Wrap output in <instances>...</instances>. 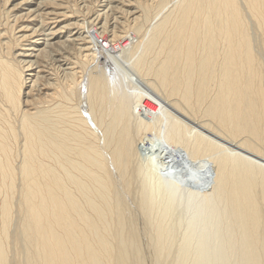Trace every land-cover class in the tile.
I'll return each instance as SVG.
<instances>
[{"label": "bare ground", "instance_id": "obj_1", "mask_svg": "<svg viewBox=\"0 0 264 264\" xmlns=\"http://www.w3.org/2000/svg\"><path fill=\"white\" fill-rule=\"evenodd\" d=\"M9 1L0 0V195L3 196L0 201V264L11 262L10 260L9 263L7 262L6 257L9 254L6 255L8 246L5 247L7 243L5 241L9 240L8 230L13 220H11L13 216L11 214L14 207L12 197L15 193L19 196H16L19 200L16 198L15 202L18 203L21 217L18 221L19 228L17 227L22 238L19 243L23 241L24 245L20 243L23 245H21L22 248L26 245L25 251H27L24 254L27 253V258H24L28 264H140L138 256L141 250L136 249L138 251L136 254L137 245L134 247V241H138V238L134 228L125 229L129 226L124 224L125 215L129 212L123 203L119 205L122 199H119L117 207L115 206L118 208L117 212L114 211L117 213L116 231L114 230L117 246L114 249L110 246L111 244L109 245L107 237L102 234L107 225L106 221H104V227L101 226L104 228L103 231L98 227L103 222L102 218L106 217L103 216L104 214L101 215V212L108 202L105 207L102 202L103 209H101L99 204L97 206L94 203L97 198L93 199L95 200L93 202L90 197L95 194L99 196L100 202L103 200L105 202L107 200L104 196H108L105 194L116 190L112 185L114 178H110L112 173L109 174L113 167L109 171L106 162L108 159L104 158L105 153L104 156L102 155L107 147L111 148L112 164L118 171L115 172L124 176L128 172L126 170L131 169L128 168L133 156L135 157L138 153L139 147L136 144L144 147L153 142L157 145L154 151L163 149L161 153H168L169 160L158 164V168L152 166L156 172H162V174L157 172L158 177L168 186L174 185L178 188L177 186H180L178 182L185 176L183 168H180L178 151L184 152L185 160L193 168L204 165L207 159L214 163L215 186L209 198L219 200V206L222 204L220 214H228L229 220L234 221H232L233 225L239 227L240 230L234 228L233 231L241 232L239 235L242 236L243 247L247 251L241 250L247 253L246 260L243 259L245 263H242L264 264V164L261 163L262 166H260L257 159H264V59L263 61L261 59L264 55V0H173L175 2L172 7L161 17L155 14L160 18L153 16L159 20L149 32L147 31V35L145 33L147 37L142 35L143 21H147L154 10L160 13L158 8H162L166 0H99L101 9L97 10L94 16L89 17L90 29L83 28L82 22L73 17V7L70 9L64 0H23L8 9L6 5ZM77 1L81 4L85 2V0ZM129 32L132 38H129L130 34L127 36ZM253 34L257 36L256 41ZM255 46L259 47V52L263 51L262 55L258 52L256 54ZM148 54H152L149 60L146 58ZM258 55H261L259 58L262 62ZM123 60L130 61L134 68L132 70L137 71V75L149 78L146 79V86L152 93L153 91L156 94L160 93L168 101L178 97V102L188 107L192 113H196L197 109L202 107L204 111H201L204 114L200 115L215 122L214 128L217 126L224 132L229 141L232 139L236 140L234 143H237L238 140L239 146L236 144L235 146L247 152L242 155L251 154L257 157L258 163L252 162L250 155L251 159L249 157L248 160L238 155L240 152L236 154V149L234 153L228 152L224 144L222 148L213 142L215 140H207L203 137L206 133L203 131L204 127L199 129L204 132H202L203 136L195 133L196 131H190L192 126L188 128L186 124L168 114L164 105L162 106L158 100V103L154 102L153 98H150L152 96L149 97V93L146 94L148 91L146 87L143 88L144 90H136V87H129L130 84L126 83L124 88L120 77L118 80L115 77L117 74L114 73L115 75L111 78L105 67L104 70L101 68L97 71L99 67L94 65L87 72L90 64L99 62L108 68L111 64H117L120 61L124 64ZM47 61L56 64L57 70L62 73L61 76L59 75L62 83L51 81L56 78L50 79L46 76ZM87 66L89 67L86 69ZM85 69L88 74L83 79L84 111L81 112L79 105H76L77 103L74 105L72 102L73 97L81 92L82 84L79 85V83L82 80L79 81V78L84 77ZM116 86L120 88L117 89ZM118 94L120 97L116 99L115 95L118 96ZM58 99L66 104L63 105L61 102L57 104L55 101ZM176 102L171 104L174 108L178 107ZM203 104H206L205 108ZM180 108L176 111L184 110ZM189 110H187L188 113ZM199 112L200 110L197 113ZM106 115H109L108 123L103 122ZM185 115L189 117L187 113ZM88 119H93L98 131L102 128L101 135L89 127ZM99 135L103 137L101 142L107 146L105 149L101 147L104 149L103 152L97 144ZM147 135L153 136L155 141ZM221 135L224 136V134ZM219 139L222 141L221 137ZM136 141L138 142L135 143ZM101 146L104 145L101 144ZM105 157L108 158V156ZM137 162L136 167L141 165L140 160ZM143 166L145 167V164ZM133 170V173L130 172L134 175L136 171ZM139 170L141 169L137 170L138 173ZM143 173H141L142 176L145 175ZM135 174L137 179L138 174ZM139 178L143 180L141 176ZM145 180L142 181L143 184L146 183ZM152 180H149L150 183L147 182V186L142 184L141 187L144 188L139 187L141 191L143 189L141 205L145 209H149L151 201L149 194L153 195L151 191L156 193L161 190L159 179L155 180L156 184ZM148 183L149 185L153 183L152 186L155 184L156 188L153 187L157 191L150 185L152 189L148 194ZM171 187H169L170 193L173 190ZM176 192L179 194V191H174V194ZM181 193L179 197L184 200V197L180 196L183 194ZM158 194L156 193L155 196ZM172 195L171 198L168 195L167 199L170 198L171 201L174 198ZM189 195L196 197L194 191H191ZM165 197L161 199H166ZM203 197L207 195L204 194ZM205 200L207 201V198ZM167 202L168 200L166 205ZM163 203L160 204L159 201V204L164 206L165 202ZM172 203L169 202L174 206L173 208L179 209L177 208L179 206L176 207ZM190 204L188 203L189 206L193 205ZM207 205L204 201L200 207L204 206L207 209ZM196 206L193 205V208ZM158 207L156 209H159ZM185 208L188 209V207ZM87 209L92 211L98 223L100 219L102 222L97 224L92 219L94 216L88 215ZM156 209L153 212H156ZM171 210L170 208V213L173 211ZM180 210L183 209L180 208ZM192 210L188 211L196 215L198 211ZM161 211L164 210L161 209ZM214 211L217 212V210ZM106 212L108 214V211ZM207 212L211 214V211ZM202 215L199 216L203 218ZM193 216L188 217L193 219ZM199 216L195 217L199 219ZM126 217L129 219V214ZM214 217L213 219L216 220V215ZM201 218L198 221L204 219ZM161 219L165 218L161 217ZM213 219L210 220L213 222ZM223 219L225 220V217ZM219 220L216 222L222 224L228 221L223 223V220ZM192 223L195 224L191 220ZM149 224L151 226V223ZM130 225L133 226L131 223ZM230 225L231 223L229 224L231 228ZM209 227L213 225L210 224ZM213 228L216 229L215 226ZM186 229L185 231H188L189 227ZM191 229H189L190 233ZM106 231L108 232L109 229ZM225 231L228 237L226 239L233 238L236 234V232L231 233L232 236H230L229 228ZM15 232L17 234V231ZM106 234L109 235V233ZM217 236L220 237L219 234ZM235 236L237 238L238 235ZM9 237L12 239V236L9 235ZM109 237L108 240L112 239ZM123 238L124 241H122ZM10 241L8 244L11 243ZM180 242L183 245L184 242ZM155 246L157 245H154V248H157ZM199 248L197 250L201 249ZM158 249L161 248L158 247ZM128 250L131 251V256L129 252L127 253ZM141 256L144 258L143 254ZM144 256L146 258V255ZM197 257L194 262L200 260V255L198 259ZM16 261L13 262L16 263ZM230 261L232 263V260Z\"/></svg>", "mask_w": 264, "mask_h": 264}, {"label": "rangeland", "instance_id": "obj_2", "mask_svg": "<svg viewBox=\"0 0 264 264\" xmlns=\"http://www.w3.org/2000/svg\"><path fill=\"white\" fill-rule=\"evenodd\" d=\"M23 0H10L9 1V3L6 5V8H8V9H10L11 7H12V5H14V4H16V5H18V3H20V2H22ZM33 1V0H32ZM35 1V0H34ZM65 2H66V4L70 7V9H72V7H73V10H74V18L75 19H77V20H79L80 22H82V24H83V28H85V29H87L89 26H88V24L90 23V18L89 17H91V16H94V13H96V11L97 10H100L101 8L99 7V5H100V3H99V0H85V2L84 3H78V1L77 0H64ZM171 1H172V4H171ZM92 2V3H91ZM174 2L175 1H173V0H166V2L163 4V6L166 8H164L163 6H162V8L161 7H159L158 9L160 10V13H159V11L158 10H154V11H152L151 13H150V15L148 16V18H147V21L145 20V22L143 21V24H142V31H143V33H142V35H145V33H146V35L148 34V32L151 30V27L159 20V18L161 17V15H163L164 13H166L167 11H168V9H170L171 7H172V5L174 4ZM33 3V2H32ZM77 3V4H76ZM86 3H87V5H86ZM70 4H72V5H70ZM90 4V5H89ZM11 5V6H10ZM84 5V6H83ZM89 5V6H88ZM84 10H83V9ZM92 8V9H91ZM161 8V9H160ZM86 9V10H85ZM73 10H71V11H73ZM163 10V11H162ZM155 11H158V12H155ZM165 11V12H164ZM154 12V13H153ZM85 13V14H84ZM158 14V15H155V14ZM90 14V15H89ZM155 15V17L156 16H158L159 18H154L153 16ZM87 16V17H86ZM154 18V19H153ZM86 20V21H85ZM152 20H154V21H152ZM90 25V24H89ZM87 27V28H86ZM91 27V26H90ZM90 27H89V29H90ZM148 28V29H147ZM92 30V29H91ZM145 31V32H144ZM148 31V32H147ZM129 34H130V37L129 38H132V36H131V33L129 32L128 34H127V36H129ZM145 35V36H146ZM256 34H253V38L255 39V41H256V39H257V36H255ZM147 37V36H146ZM134 41V40H133ZM255 48L257 49V50H255V52H256V54H257V52L259 53V54H261L262 55V53H263V51L261 52H259V47H256L255 46ZM139 51H141V50H139ZM139 53V52H138ZM138 55V54H137ZM150 55H152V54H148L147 56H146V58L148 59H151V57H149ZM261 55H258V58L261 56ZM264 55H262L261 56V59H262V61H263V59H264V57H263ZM263 57V58H262ZM148 59V60H149ZM260 59V58H259ZM261 59H260V61H261ZM74 60V59H73ZM72 60V61H73ZM124 61V64H123V62L122 61H120V62H117V64H111L110 66L111 67H109L108 66V68H107V66H105V64H100L99 62L97 63V64H88L89 66H87L86 67V69H87V72H89L90 70H91V67L93 66L94 67V65H97V67H99L98 68V70L97 71H99V69H103L104 70V67L106 68V71H107V73L110 75V77L112 78V76L113 75H115V74H117V76L115 75V77L116 78H118V80H119V77H120V80L122 81V83H123V86H124V88L126 87V85L129 83L130 85H128L129 87H136V90L138 89V90H144L145 89V87H146V94L147 93H149L148 94V96L150 97V96H152V97H150V98H153V101L154 102H156V103H158V101H159V103L163 106L164 105V108H166V111L168 112V114H170L171 116H173V117H175L176 119H178V120H180L183 124H186V126H188V128H190L191 126V128L189 129L190 131L192 130V132L193 131H196L195 133H198L199 135H204L203 133L206 131V133H205V136H203V137H205L207 140H210V141H213V140H215V141H213V142H215V143H217L218 145H219V147H222L223 148V144H224V147H225V149H226V151L228 150V152H233L235 149V153L236 154H238L239 152V154L238 155H240V156H243L244 155V153L246 154L247 152L245 151V150H243L241 147H237V146H239L238 144H239V142H238V140H237V143H234L235 141H233L232 139H230L231 141H232V143H230L229 144V142H231V141H229L228 139H227V137H226V134L224 133V132H222L220 129H218V127L216 126V128H214L215 127V125H216V123L215 122H213L212 120H209V118L208 119H206L205 118V116L204 115H200L201 113L202 114H204L202 111H204V109L202 108V107H200L201 109H197V111H196V113H192L190 110H189V108L188 107H186L185 105V107L183 106V104L181 105V102L179 101L178 102V97L176 98H172V100H165V98H164V96L163 95H161L160 93H157L156 94V92H154L153 91V93H155V94H153L152 93V91H150L147 87L148 86H146L147 85V80L149 79H147V78H144V77H142V76H140L139 74L137 75V71H134V70H132V64H130V61L128 60V62L127 61H125V60H123ZM261 61V62H262ZM121 63V64H120ZM127 63V64H126ZM264 64V63H263ZM112 65H113V67H112ZM102 66V67H101ZM45 69L47 70L46 71V76L48 77V78H50V79H55L56 78V80H51V81H62V78L60 77L61 76V74L62 73H60L58 70H57V66H56V64H54L53 62L51 63L50 61H47V63H46V65H45ZM56 67V68H55ZM120 68V69H119ZM54 69V70H53ZM86 69L84 70V73H83V75H84V77L82 76H80L81 78H79V81H81V83H79V85H81L80 86V93L79 94H76L74 97H73V102H72V104H76V105H79V109H80V111L82 112V111H84V108H83V106H84V103H83V101H84V86H83V83H84V81H83V79H85L86 78V75L88 74L87 72H86ZM134 69V68H133ZM49 70V71H48ZM115 70V71H114ZM54 71H57V72H54ZM78 71H80V69H78ZM77 71V72H78ZM113 72V73H112ZM50 73V74H49ZM51 73H52V75H51ZM59 73V74H58ZM115 73V74H114ZM120 74V75H119ZM122 74V75H121ZM54 75V76H53ZM57 75V76H56ZM60 75V76H59ZM123 76V77H122ZM141 77V78H140ZM115 78V79H116ZM122 78V79H121ZM143 78V79H142ZM81 79V80H80ZM142 79V80H141ZM147 79V80H146ZM117 80V79H116ZM134 80V81H133ZM146 80V81H145ZM136 82V83H135ZM62 83V82H61ZM117 83H118V81H117ZM127 83V84H126ZM133 84V85H132ZM136 84V85H135ZM141 84V85H140ZM145 85V86H144ZM141 87V88H139V87ZM116 88L117 89H119L120 87L118 86H116ZM144 88V89H143ZM150 91V92H149ZM81 94V95H80ZM151 94V95H150ZM120 94H118V96H116L115 95V98L116 99H118L120 96H119ZM160 95V96H159ZM161 96H163V97H161ZM157 97V98H156ZM159 97V98H158ZM81 98V99H80ZM155 99V100H154ZM164 101H163V100ZM151 100V99H150ZM158 100V101H157ZM175 100V101H174ZM59 101V102H58ZM147 101H148V99H147ZM166 101V102H165ZM168 101V102H167ZM177 101V102H176ZM57 104H60V102H61V104H63V105H65L66 103L62 100L61 101V99H58L57 101H55ZM81 102V103H80ZM172 102H176L177 103V106L178 107H175L174 108V106L173 105H171L172 104ZM82 103H83V105H82ZM166 104V105H165ZM168 104V105H167ZM170 104V105H169ZM205 105L206 104H203V107L205 108ZM82 106V107H81ZM170 106H173V107H170ZM180 107H182V108H180ZM167 108H168V110H167ZM177 108H180V109H184V110H179V111H176L177 110ZM189 110L190 112L188 113V111L186 110ZM172 109V110H171ZM165 110V109H164ZM200 110V112L199 113H197L198 111ZM202 110V111H201ZM185 111H186V113L188 114L187 116H189V117H186V113H185ZM171 112V113H170ZM109 114V113H108ZM175 116H174V115ZM179 114V115H178ZM110 115V114H109ZM109 115H106V117L104 118V123H108L109 122V120H108V116ZM184 115V116H183ZM195 116V117H194ZM198 118V119H197ZM106 119H107V121H106ZM191 120V121H190ZM203 121V122H200V121ZM205 120V121H204ZM212 121V122H211ZM88 122H89V127L91 128V129H93L94 130V132L95 133H97V134H99L100 132L102 133V128L100 129V131H98V127L96 126V124H95V122L93 121V119H88ZM195 122V123H194ZM194 123V124H193ZM201 123V124H200ZM212 123V124H211ZM214 123V124H213ZM188 124H191V125H188ZM204 124V125H203ZM196 126V127H195ZM202 127V128H200V127ZM212 126V127H211ZM97 127V128H96ZM194 127V128H193ZM203 127H204V129H203ZM196 128V129H195ZM214 128V129H213ZM199 129L201 130V129H203V131H199ZM209 130H210V134H209ZM218 131V133L216 132V131ZM200 132V133H199ZM203 132V133H202ZM220 132V133H219ZM101 133H100V135H101ZM212 134V135H211ZM218 134V135H217ZM221 134H224V136L223 135H221ZM99 135V136H100ZM215 135H217V136H219V138L221 137V139H222V141L224 140V138L226 137V142H225V140H224V142L222 143V141L218 138L217 139V136H215ZM148 136V138L149 137H151V138H153V140H154V137L153 136H149V135H147ZM208 136V137H207ZM212 136H214V137H212ZM223 136V137H222ZM102 138V139H101ZM208 138H212V139H208ZM101 140L103 141V137L102 136H100V139L98 140V147H100L99 149L103 152V150L107 147L106 145H105V143L104 142H101ZM219 140V141H218ZM155 141V140H154ZM217 141V142H216ZM229 141V142H228ZM138 141H136L135 143H137ZM228 142V143H227ZM222 143V144H221ZM234 143V144H233ZM101 144L102 145H104V146H101ZM235 144L237 145V146H235ZM227 145H231L230 147L229 146H227ZM136 146H138L139 148H138V153L136 154V156L134 157L133 156V159H132V163H131V165L129 166V168L128 169H130V170H126V172H127V174L125 175L124 174V176L122 175V176H120L119 175V173H116V172H118L117 170H116V168L114 167V165L112 164V160H111V148L109 149V147H107L105 150H104V152L102 153V155L105 153V156H108V158H106L104 155V158L107 160L108 159V161H106L107 162V166H108V169H109V171H110V169H111V171L109 172V174H111L110 175V178L112 177V178H114L113 180H112V185H113V189H116V190H114V192H112V193H110V194H105V195H108V196H104V199L105 200H107V201H105L104 202V200L103 201H99V196L97 197V195H95L94 194V196H91L90 198H91V200L93 201V199H96L97 198V201H93L97 206H98V204L100 205L99 206V208H101L102 207V205H103V207H105V204H107V202H108V204H109V202H110V207H109V205L107 204V206H108V208H101V209H103V211L101 212V209H100V212L102 213L101 215H103V216H106V217H104V218H102V217H100V218H102L103 219V222H102V220L100 221L99 220V223L100 222H102V224L100 223H98L96 220V217L93 215V213H92V211H89L88 209V215L90 216V217H92V216H94L92 219L93 220H95V222H97V224H99V229L101 230V226H103L104 227V221H106L105 222V224H107L104 228L106 229V230H108L109 229V231L107 232L104 228H102V231H103V229H104V231L102 232V234H104L107 238V241L109 242V245L111 246V247H113L114 249L116 248V246H117V240H116V228H115V225L117 224V213H115V212H117V210H118V208H116L117 207V204L120 202V204L119 205H121V203H123L126 207H127V209H128V212H126V214L128 213L129 214V216H130V218L129 219H131V220H129L128 219V217H126L127 215H125V219H126V221H124V224L127 226L128 224H129V226H127V227H125V229H129V227L131 228V229H133L134 228V232H135V235L137 236V240L138 241H136V242H138V243H136L135 241H134V247H135V250L137 249L138 251H140V256H138L139 257V260H140V264H181V263H183V264H239V262H244L245 260H246V257H247V253H244V252H247V251H245L246 249H245V247H243V242H242V236H240L241 235V232H239V227H235V225H233L234 223H232V221H233V219L231 220V222H230V220H229V215L228 214H220V211H221V208H222V204L219 206V204H220V202H219V200H216V199H211L210 200V198L209 197H211V196H209L210 194H211V191H212V189H213V187L215 186V182H214V173H215V165H214V163H212L211 162V160H209V159H207L208 161H205V164L204 165H199L197 168H193V167H191V164L187 161V160H185L186 159V155L184 154V152H182V150L181 151H178L179 153V160H180V168H183L182 170H183V172H184V174H185V176H184V178L183 179H181L179 182H178V185H180V186H177L178 188H176L174 185H173V187H171V185H169L168 186V184H166V183H163V180H161L160 179V177H158V173L159 174H162V172L160 173L159 171H155L156 169H154V168H158V166L160 165V163H162V162H165V161H167V160H169L168 159V153H161V151L163 150V149H160L159 151L157 150H155L154 151V148L157 146L156 144H155V142H153V143H150V144H148V145H145L144 147H143V145H141V144H139L138 145V143L136 144ZM149 146H151L150 148H149ZM233 146H235V147H233ZM104 148V149H102V148ZM141 147V148H140ZM144 148V149H143ZM152 148V149H151ZM233 148V149H232ZM239 148H241V149H239ZM241 150V151H239V150ZM231 150V151H230ZM100 151V152H101ZM141 151V152H140ZM149 151H150V153H149ZM107 152V153H106ZM153 152V153H152ZM155 152H158V153H156L155 154ZM233 152V153H234ZM140 153V154H139ZM161 153V154H160ZM242 153H243V155H242ZM108 154V155H107ZM146 154V155H145ZM252 156L251 154H247V155H245V156H243V157H245L246 159H248L249 160V157L250 156ZM137 157H138V159H137ZM144 157V158H143ZM165 157V158H164ZM183 157V158H182ZM254 156H252V162H254V163H258L257 162V160H256V158L257 157H254ZM140 158V159H139ZM181 158L183 159V160H181ZM109 159H110V161H109ZM144 161H143V160ZM146 159V160H145ZM164 159H166V160H164ZM250 159H251V157H250ZM257 159H259V165L260 166H262L261 165V163L262 164H264V159H262L263 160V162H262V160L260 159V158H257ZM140 160V162L139 163H141V165L139 166H137L136 167V165H137V161H139ZM254 160H256V161H254ZM142 161V162H141ZM251 161V160H250ZM153 162V163H152ZM142 163H143V165L145 164V167L142 165ZM147 163V164H146ZM211 164V166H210V164ZM112 164V165H111ZM159 164V165H158ZM134 165H135V167H134ZM156 165V166H155ZM141 166H143V167H141ZM154 168H153V167ZM183 166V167H182ZM134 167V168H133ZM150 167H152V168H150ZM190 167V168H189ZM211 167V168H210ZM263 167H264V165H263ZM150 168V170H148L147 171V169H149ZM191 170H189V169ZM132 169H134L136 172L135 173H137L138 175L139 174H141V173H143V171L145 170V171H147L149 174H147V172L145 173V171H144V173H145V175L144 176H142V174L141 175H139V176H141L142 178H143V180H145V182L146 183H142V179L141 178H139V176L137 175V179H135L136 178V174L134 173V175L132 174L133 172H132ZM138 169H141V170H139V173L137 172V170ZM151 169H153L154 170V172H153V170H151ZM133 170V171H134ZM116 171V172H115ZM132 173H131V172ZM142 171V172H141ZM150 172H152V173H150ZM143 173V174H144ZM117 174V175H116ZM130 174H131V176H130ZM147 174V175H146ZM191 174V175H190ZM193 174V175H192ZM133 176V177H132ZM135 176V177H134ZM123 178V181H122V178ZM151 177V178H150ZM212 177V178H211ZM111 178V179H112ZM159 179V181H158V183H159V185H161V190H160V188L158 189V190H160L159 192H156V193H159L158 195H162L161 197L162 198H164V196H166L165 198L166 199H161V197L159 196L158 197V195H156L155 196V194L156 193H154V192H152L151 191V193L153 194V195H151L150 196V189H152V188H150L149 186L151 185L152 186V184L153 183H151L150 185H149V180H151V179H153L154 180V182H155V184H156V182L157 181H155V180H158ZM129 179V180H128ZM132 179V180H131ZM139 179V181L141 180V182H139V181H137ZM116 182H115V181ZM120 180V181H119ZM152 180V181H153ZM129 181H132V182H129ZM136 181V182H135ZM151 181V182H152ZM183 181V182H182ZM129 182V183H128ZM138 182L139 183H141L140 185L138 184ZM147 182H149L148 183V189L149 190H147V192H148V194H149V199H151V201H153V203L150 201V204H149V209H145L142 205H141V193H142V191H143V189H142V191H141V189L139 188V187H141V185L143 184V186H147ZM182 184H181V183ZM207 184H206V183ZM214 182V183H213ZM157 183V184H158ZM116 184V185H115ZM154 184V185H155ZM153 185V186H154ZM162 185H164V186H162ZM142 186V187H143ZM152 186V187H153ZM156 186V185H155ZM154 186V187H155ZM168 186V187H167ZM141 187V188H142ZM154 187H153V189H154ZM157 187H160V186H157ZM164 187V188H163ZM169 187H171V188H173V190L171 191V193H170V190L171 189H169ZM180 187V188H179ZM144 188V187H143ZM145 188H147V187H145ZM156 188V187H155ZM163 189V190H162ZM166 190V192H165V190ZM179 189V190H178ZM181 189V190H180ZM134 190V191H133ZM155 191H157L156 189H154ZM153 190V191H154ZM167 190H169V191H167ZM190 190V191H189ZM117 191H118V193H120L119 195H118V193H117ZM136 191V192H135ZM162 191H164V192H162ZM174 191H179V194L181 193L182 195H180L181 197H184L183 199L185 200H181V198L179 197V194H178V192H176L175 194H174ZM181 191V192H180ZM191 191H194V196H196V197H193V195H189L190 194V192ZM116 192V194H114ZM189 194H188V193ZM197 192H199L200 194H198ZM162 193V194H161ZM167 193V194H166ZM193 193V192H192ZM195 193H197L196 195H195ZM205 194V196L207 195V197H205V198H207V201L205 200V198L203 197V195ZM102 194V193H101ZM133 194V195H132ZM136 194V195H135ZM173 194V195H172ZM187 194H188V196H187ZM114 195V196H113ZM169 195V196H168ZM171 195H172V197H174L173 199H171V201L169 200L170 198H171ZM184 195H186V197L184 196ZM2 195H0V201H1V198L3 197H1ZM13 196V195H12ZM14 196H15V199H14ZM13 197H12V200H13V205H14V207H13V209H12V214L11 215H13V216H11V223H13V224H11L10 223V225H9V230H8V232H10L9 234H8V238H9V240H6L5 241V243L7 244H5V247L6 246H8V247H6L5 249H6V255H8L6 258H7V262L9 263V260L11 261L9 264H28V262H27V260H26V256H27V253H25L24 254V252H26L25 251V249H27L25 246L22 248V246L24 245V243H23V241L22 242H20V243H23V245L22 244H20L19 243V240L21 241L22 240V238L20 237V233L18 232L19 231V229H17V227L19 228V224H20V222H18V221H20V213H19V211H18V203L17 202H15V200H16V198H17V200H19V196L15 193V195H14ZM16 196H18V197H16ZM96 196V197H95ZM130 196V197H129ZM167 196L168 197H170V198H168L167 199ZM200 196L202 197V198H200ZM94 197V198H93ZM133 197V198H132ZM193 197V198H192ZM80 198V200L81 201H83V199L81 198V197H79ZM137 198V199H136ZM179 199V201H178V199ZM188 198H189V200H188ZM199 198L201 199V200H199ZM119 199H122V201L120 200L119 202H118V200ZM198 199V200H197ZM16 200V201H17ZM109 200V201H108ZM116 200H117V202H116ZM164 200V201H163ZM168 200V204L166 205V201ZM173 200V201H172ZM175 200H177L176 202H175ZM197 201V202H194V201ZM208 200H210V202L208 201ZM216 200V201H215ZM159 201H160V204H161V202L163 203V202H165V205L167 206V208H165L164 206H163V204L162 205H160L159 204ZM186 201H189V202H186ZM192 201V202H191ZM203 201V202H202ZM204 201H205V203H207L208 205H207V209H206V207H204V206H201L200 207V205H201V203H203L204 204ZM19 202V201H18ZM97 202V203H96ZM102 202H103V204H102ZM129 202V203H128ZM169 202L170 203H172V202H174V203H172V204H174L176 207L177 206H179V207H177V208H179V209H176V208H173L174 206L173 205H171V204H169ZM184 202V203H183ZM15 203H17V204H15ZM115 203H116V205H115ZM131 203V204H130ZM155 203H157V204H155ZM179 203V205H176V204H178ZM188 203L190 204H193L194 206H196L197 204H198V206H196V207H194L193 208V205H191V206H189L188 205ZM102 204V205H101ZM133 204V205H132ZM196 204V205H195ZM200 204V205H199ZM16 205V206H15ZM113 205V206H112ZM168 205H169V207H168ZM181 205V206H180ZM206 205V204H205ZM213 205H214V207H213ZM112 206V207H111ZM116 206V207H115ZM158 207L159 209H156V207ZM173 206V207H172ZM143 207V208H142ZM153 207V209H150V208H152ZM162 207H164V208H162ZM185 207H188V209L186 210V208ZM216 207V209H214ZM217 207H219V209H217ZM15 208V209H14ZM115 208V209H114ZM138 208V209H137ZM163 209L164 211V214H163V212L161 211V209ZM170 208L173 210H171L172 212L170 213ZM180 208L181 209H183V210H180ZM195 209L194 210V212L195 211H198V212H196V215L197 216H199L200 214L202 215V214H204V215H202L203 216V218H201V216H199L201 219H203V220H200V221H198L199 219H198V217H195L196 215H195V213H190L191 211H193L192 209ZM206 210H205V209ZM209 208H211L210 210H209ZM212 208H213V210H212ZM228 209H229V207H227ZM108 209V210H107ZM113 209V210H112ZM155 209L157 210V211H159V212H153V211H155ZM167 209V214H165V210ZM176 209V210H175ZM199 209H203V210H199ZM105 210V211H104ZM112 210V211H111ZM141 210V211H140ZM188 210H191L190 212L188 211ZM206 211V213H205V211ZM214 210H217V212L216 211H214ZM220 210V211H219ZM106 211H108V214H107V212ZM110 211L112 212V213H110ZM115 211V212H114ZM161 211V212H160ZM207 211H211V214H210V212H207ZM14 212V213H13ZM17 214H16V213ZM103 212H105V213H103ZM178 212V213H177ZM188 212V213H187ZM92 213V214H91ZM133 213V214H132ZM174 213V214H173ZM208 213H209V215H208ZM91 214V215H90ZM162 214V215H161ZM192 214H194L195 216H193ZM190 215V217H194V218H196L197 220L196 221H198V223L197 224H200V225H197L196 224V221H195V219L193 218V219H189V216ZM192 215V216H191ZM213 215V217H211ZM216 215V220H219V219H222L223 220V223H224V221H226V220H228L230 223H231V228L229 227V222L228 221H226L225 223L228 225V227H227V225L224 223V224H222L221 222V224L217 221L216 222V220H214L213 218H215L214 216ZM210 216V217H209ZM108 217V218H107ZM158 217H160V218H158ZM161 217L162 218H165V219H161ZM186 217H188V218H186ZM223 217H225V220L223 219ZM15 218V219H14ZM19 218V219H18ZM95 218V219H94ZM105 218H106V220H105ZM116 218V219H115ZM205 218H207V220L205 219ZM218 218V219H217ZM186 219H187V221H186ZM213 219V222L211 221V220ZM170 220V221H169ZM189 220H190V222H189ZM191 220H192V222H195V224H191ZM206 220V221H205ZM208 220H210L209 222H208ZM222 220H219V221H222ZM128 221V222H127ZM133 223H132V222ZM149 221V222H148ZM151 221V222H150ZM169 221V222H168ZM173 221H175V222H173ZM182 221V222H181ZM204 223H203V222ZM214 221H215V224H214ZM131 224H133V226L131 227V225H130V223ZM143 222V223H142ZM189 223L188 225L186 224V223ZM206 222V223H205ZM211 222V223H210ZM228 222V223H227ZM234 222V221H233ZM149 223H151V226H150V224ZM219 223V224H218ZM148 224V225H147ZM179 224V226H177ZM202 224V225H201ZM210 224L211 225H213V227L215 226V228H216V226H217V224L219 225V226H217V228L216 229H214L213 227H209L210 226ZM235 224H236V221H235ZM109 225V226H108ZM112 225V226H111ZM159 225V226H158ZM170 225H173V226H170ZM220 225H222L221 227H220ZM233 225V226H232ZM237 225V224H236ZM13 226V227H12ZM197 226H198V229H197ZM200 226V227H199ZM225 226V227H224ZM238 226V225H237ZM108 229H107V228ZM156 227V228H155ZM159 227V228H158ZM164 227V228H163ZM171 227V228H170ZM176 227V228H175ZM186 227H187V229H188V227H189V229L190 228H192L191 229V233H190V231H189V229H188V231H189V233H188V231H185V229H186ZM220 228V230H219V228ZM227 227V228H226ZM233 227V228H232ZM113 228V229H112ZM150 228V229H149ZM154 228V229H153ZM163 228V229H162ZM169 228H170V230H169ZM210 228V229H209ZM212 228V229H211ZM229 228V233H230V236H232L231 235V233L232 234H235V232H236V234L238 235V236H240L241 237V239H240V237L238 238V236H237V238H238V240H237V238H236V234L235 235H233V238L231 237H229V239H226V238H228L227 236H226V231L225 230H227ZM237 228V229H239L238 230V232L240 233V235H239V233H237V231H233V230H235V229ZM186 229V230H187ZM201 229V230H200ZM209 229V230H208ZM12 230V231H11ZM115 230V231H114ZM158 230V231H157ZM165 233V234H163V232ZM205 230V231H204ZM208 230V231H207ZM211 230V231H210ZM15 231H17V234H19V235H17L16 234V232ZM112 233H111V232ZM139 231V232H138ZM168 231H170V232H168ZM213 231H220L218 234L220 235V237L219 236H217L215 233H212ZM234 233H233V232ZM109 233V235H107L106 233ZM137 232V233H136ZM173 232H174V234H173ZM197 232V233H196ZM225 232V233H224ZM15 233V234H14ZM114 233V234H113ZM156 233H157V236H156ZM195 233V234H194ZM221 233V234H220ZM13 234H14V236H13ZM110 234H112V236H110ZM199 234H201V235H199ZM9 235L10 236H12V239H10L11 237H9ZM227 235H229V234H227ZM18 238H20V239H18ZM112 238V239H114V240H112V239H110V237ZM149 236V237H148ZM152 236H154L153 237V239H151L152 238ZM204 237V238H199V237ZM205 236H206V239L208 240H206L205 239ZM213 236V237H212ZM217 236V237H216ZM13 237H14V239H13ZM108 237H109V239L110 240H108ZM156 237H158V238H156ZM183 237V238H182ZM185 237V238H184ZM220 238V239H219ZM236 238V239H235ZM162 239V240H161ZM164 239H167L166 241L164 240ZM170 239V240H169ZM172 239H174V240H172ZM182 239V240H181ZM185 239V240H184ZM232 239V240H231ZM10 240H13V241H10ZM15 240H16V242H15ZM17 240H18V242H17ZM125 239L123 238L122 239V241H124ZM141 240V241H140ZM158 240V241H157ZM161 240V241H160ZM228 240H230V241H228ZM9 241L11 242L10 244H8L9 243ZM112 241V242H111ZM139 241L141 242V243H139ZM150 241V242H149ZM163 241V242H162ZM174 241H175V243H174ZM180 241H183L182 243H183V245L181 244V242ZM215 241V242H214ZM224 241V242H223ZM111 242V243H110ZM113 242H114V244H113ZM159 242V243H158ZM226 242V243H225ZM12 243H13V245H12ZM16 243V244H15ZM144 243V244H143ZM166 243V244H165ZM195 243H196V245H195ZM227 243H229V245L231 246H229ZM18 244H20V245H18ZM141 244V245H140ZM171 244V245H170ZM176 244V245H175ZM181 244V245H180ZM193 244V245H192ZM201 244H202V246H201ZM217 244V245H216ZM22 245V246H21ZM140 245V246H139ZM154 245H157V246H155V247H157V248H154ZM159 245V246H158ZM162 245V246H161ZM168 245H170V246H168ZM172 245H173V248H172ZM177 245H179V246H177ZM241 245V246H240ZM141 247V249H139V247ZM185 247V249H184V247ZM201 248H199V247ZM211 246V247H210ZM236 247V249H235V247ZM10 247V248H9ZM12 247V248H11ZM158 247L159 248H161L160 250L158 249ZM178 249H177V248ZM181 247H182V249H183V251H181L182 249H181ZM191 247V248H190ZM192 247H193V249H192ZM197 247V248H196ZM205 249H203V248ZM223 247V248H222ZM14 248V249H13ZM20 248V249H19ZM172 248V249H171ZM200 249V250H197V249ZM211 248V249H210ZM213 248V249H212ZM226 250H225V249ZM16 249V250H15ZM169 250L170 251V253H166V254H169L168 256H166V254L164 253V252H166L167 250ZM173 249H177V250H173ZM189 249H191V250H189ZM228 249V250H227ZM18 250H19V252H18ZM136 250V251H137ZM153 250H155L154 252H153ZM163 250V251H162ZM165 250V251H164ZM178 250H179V252H178ZM230 250V251H229ZM241 250H244V252L243 251H241ZM138 251L136 252V254L138 253ZM157 251V252H156ZM240 251V252H239ZM129 252V256H131L130 254H131V251H127V253ZM183 252V253H182ZM185 252H187V254H185ZM231 252H232V254H231ZM15 253V254H14ZM16 253H18L19 255H21V256H19L18 254H16ZM156 253H158L157 254V256H156ZM180 253H181V255H180ZM191 253V254H190ZM215 253H217V254H215ZM143 254V257L144 258H142V255ZM196 254V255H195ZM139 255V254H138ZM144 255H146V258H145V256ZM193 255V256H192ZM199 255H200V260L198 261H196V262H194L195 261V257H197V259L199 258ZM211 255V256H210ZM214 255V256H213ZM218 255V256H217ZM19 256V257H18ZM158 256H160V257H158ZM163 256V257H162ZM177 256V257H176ZM179 256V257H178ZM195 256V257H194ZM229 256H231V257H229ZM10 257V258H9ZM14 257V258H13ZM24 257H26V258H24ZM158 257V258H157ZM180 257H182L181 259H180ZM186 257V258H185ZM237 257V258H236ZM163 258H164V260H163ZM173 258V259H172ZM177 258H179V260H177ZM228 258V259H227ZM233 258H235V259H233ZM245 258V260H243ZM15 259H17V261L15 260ZM20 259V260H19ZM25 259V260H24ZM157 259H159V260H157ZM194 259V260H193ZM226 261H225V260ZM241 261H240V260ZM163 262H162V261ZM166 260H168V261H166ZM173 260V261H172ZM229 260H232V263H231V261L229 262ZM13 261H16V263H14ZM156 261V262H155ZM160 261V262H159ZM147 262V263H146ZM169 262V263H168ZM173 262V263H172ZM174 262H176V263H174ZM185 262V263H184ZM225 262V263H224ZM104 263V262H103ZM240 263V264H241ZM245 263V262H244ZM244 263H242V264H244Z\"/></svg>", "mask_w": 264, "mask_h": 264}]
</instances>
